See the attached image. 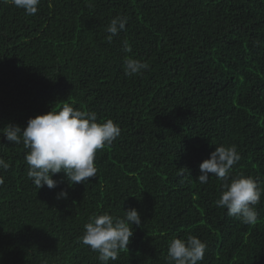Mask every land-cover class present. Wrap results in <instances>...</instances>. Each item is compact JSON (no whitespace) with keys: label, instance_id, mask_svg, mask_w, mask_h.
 <instances>
[{"label":"trees","instance_id":"1","mask_svg":"<svg viewBox=\"0 0 264 264\" xmlns=\"http://www.w3.org/2000/svg\"><path fill=\"white\" fill-rule=\"evenodd\" d=\"M117 16L128 23L109 41ZM129 57L149 67L127 76ZM65 103L120 135L97 151L96 177L70 185L58 173L38 189L28 149L3 128ZM231 145V175L264 188V0H41L32 16L0 0V264H101L84 225L132 208L141 226L109 264H167L169 242L188 235L207 244L200 264H264V195L246 225L216 205L222 181L198 182L215 147Z\"/></svg>","mask_w":264,"mask_h":264},{"label":"clouds","instance_id":"2","mask_svg":"<svg viewBox=\"0 0 264 264\" xmlns=\"http://www.w3.org/2000/svg\"><path fill=\"white\" fill-rule=\"evenodd\" d=\"M16 8L32 16L38 12L41 0H10ZM127 16L113 18L107 26L108 39L125 30ZM124 50L130 52L127 41ZM149 65L134 58H126L123 70L127 76L141 74ZM120 127L113 120L97 122L94 112L75 109L65 103L59 110H51L37 115L27 121L22 130L19 125L9 124L3 128L2 136L10 143L23 144L28 152L25 156L28 165L29 180L38 188L57 187L53 177L64 173L70 185L88 182L96 177L95 157L98 150L111 145L120 135ZM241 160L237 147L219 146L211 152L210 157L200 165L198 182L207 183L211 175L222 181L220 197L215 201L220 208L227 210V215L238 219L246 225L258 222L255 206L264 195L258 181L251 176H232L233 166ZM10 165L0 158V169L7 171ZM4 177L0 176V185ZM68 193L61 191L57 199L67 198ZM141 226V215L135 209L124 211L123 217L107 212L89 217L84 225L82 243L93 252H98L101 264L118 259L122 250H128L133 236V225ZM207 250L206 242L195 235L186 239L173 238L169 242L167 264H200Z\"/></svg>","mask_w":264,"mask_h":264}]
</instances>
